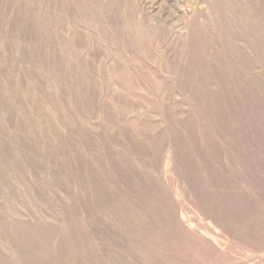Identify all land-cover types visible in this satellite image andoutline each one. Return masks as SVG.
<instances>
[{"label": "rangeland", "instance_id": "rangeland-1", "mask_svg": "<svg viewBox=\"0 0 264 264\" xmlns=\"http://www.w3.org/2000/svg\"><path fill=\"white\" fill-rule=\"evenodd\" d=\"M0 264H264V0H0Z\"/></svg>", "mask_w": 264, "mask_h": 264}]
</instances>
